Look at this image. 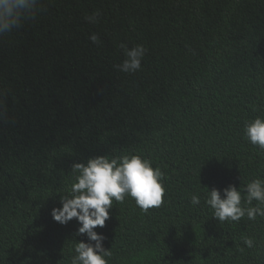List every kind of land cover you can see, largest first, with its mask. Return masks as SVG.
Here are the masks:
<instances>
[{
  "label": "trees",
  "instance_id": "obj_1",
  "mask_svg": "<svg viewBox=\"0 0 264 264\" xmlns=\"http://www.w3.org/2000/svg\"><path fill=\"white\" fill-rule=\"evenodd\" d=\"M121 44L147 50L137 73L114 68ZM0 104V264H71L86 234L51 212L73 166L132 155L164 172V202L113 200L94 229L107 264H264V217L221 223L205 203L264 179L245 135L264 120V0H39L0 34Z\"/></svg>",
  "mask_w": 264,
  "mask_h": 264
},
{
  "label": "clouds",
  "instance_id": "obj_2",
  "mask_svg": "<svg viewBox=\"0 0 264 264\" xmlns=\"http://www.w3.org/2000/svg\"><path fill=\"white\" fill-rule=\"evenodd\" d=\"M38 4L39 0H0V34L19 27L24 19L34 16ZM88 19L89 22H96L95 16ZM90 39L93 43H99V37L95 34ZM120 48L124 51L125 59L114 68L126 74L140 71L147 51L144 46L138 44L128 49L121 44ZM3 114V105L0 104V117ZM245 135L253 145L264 150V120L256 118L246 123ZM73 172L78 175L69 195L61 196L62 207L53 208L51 215L60 224H67L75 218L81 225L77 235L86 234L88 242L76 243V255L71 258V264H107L105 258L111 256V251L103 246L107 237L94 229L105 226L113 200L122 203L126 197H131L145 212L159 208L164 202L165 174L159 167L153 168L150 160L137 155L116 158L98 156L89 159L86 164H75ZM243 190L246 193L243 204L241 192L233 185L223 190V198L219 190L209 191L205 203L213 210V217L221 223L238 222L245 216L250 220H255L257 216L264 217V208L259 206L264 205V179L252 180L244 185ZM253 200L258 202L257 206H251ZM200 202L199 195L191 196L192 205H199ZM244 244L252 248L254 241L246 238Z\"/></svg>",
  "mask_w": 264,
  "mask_h": 264
}]
</instances>
